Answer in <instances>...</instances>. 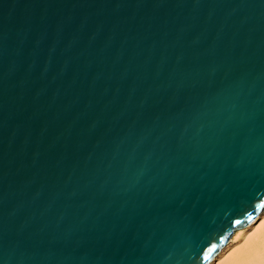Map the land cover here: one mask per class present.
<instances>
[{
	"label": "water",
	"instance_id": "water-1",
	"mask_svg": "<svg viewBox=\"0 0 264 264\" xmlns=\"http://www.w3.org/2000/svg\"><path fill=\"white\" fill-rule=\"evenodd\" d=\"M264 211V0H0V264H208Z\"/></svg>",
	"mask_w": 264,
	"mask_h": 264
},
{
	"label": "bare ground",
	"instance_id": "bare-ground-1",
	"mask_svg": "<svg viewBox=\"0 0 264 264\" xmlns=\"http://www.w3.org/2000/svg\"><path fill=\"white\" fill-rule=\"evenodd\" d=\"M208 264H264V211L236 230Z\"/></svg>",
	"mask_w": 264,
	"mask_h": 264
}]
</instances>
